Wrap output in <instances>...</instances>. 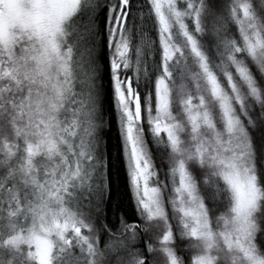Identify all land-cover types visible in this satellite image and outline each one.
Masks as SVG:
<instances>
[{
	"label": "snow or ice",
	"instance_id": "6c2138e0",
	"mask_svg": "<svg viewBox=\"0 0 264 264\" xmlns=\"http://www.w3.org/2000/svg\"><path fill=\"white\" fill-rule=\"evenodd\" d=\"M0 264H264V0H0Z\"/></svg>",
	"mask_w": 264,
	"mask_h": 264
}]
</instances>
